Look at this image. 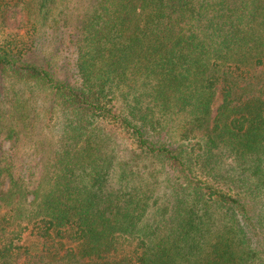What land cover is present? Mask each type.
I'll return each mask as SVG.
<instances>
[{
  "label": "trees",
  "instance_id": "16d2710c",
  "mask_svg": "<svg viewBox=\"0 0 264 264\" xmlns=\"http://www.w3.org/2000/svg\"><path fill=\"white\" fill-rule=\"evenodd\" d=\"M0 264H264V0H0Z\"/></svg>",
  "mask_w": 264,
  "mask_h": 264
}]
</instances>
